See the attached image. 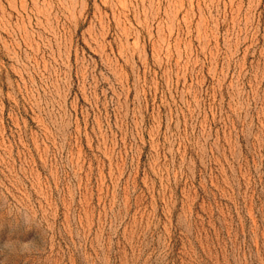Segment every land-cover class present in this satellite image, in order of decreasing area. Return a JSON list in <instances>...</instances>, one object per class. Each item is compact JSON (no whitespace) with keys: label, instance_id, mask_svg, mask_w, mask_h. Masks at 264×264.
I'll list each match as a JSON object with an SVG mask.
<instances>
[{"label":"rangeland","instance_id":"obj_1","mask_svg":"<svg viewBox=\"0 0 264 264\" xmlns=\"http://www.w3.org/2000/svg\"><path fill=\"white\" fill-rule=\"evenodd\" d=\"M0 264H264V0H0Z\"/></svg>","mask_w":264,"mask_h":264}]
</instances>
